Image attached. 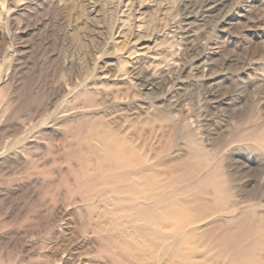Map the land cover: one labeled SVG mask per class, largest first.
<instances>
[{"label": "rangeland", "instance_id": "rangeland-1", "mask_svg": "<svg viewBox=\"0 0 264 264\" xmlns=\"http://www.w3.org/2000/svg\"><path fill=\"white\" fill-rule=\"evenodd\" d=\"M204 1L0 0V264H264V0ZM105 129L184 247L113 201L143 175L88 166Z\"/></svg>", "mask_w": 264, "mask_h": 264}, {"label": "bare ground", "instance_id": "bare-ground-1", "mask_svg": "<svg viewBox=\"0 0 264 264\" xmlns=\"http://www.w3.org/2000/svg\"><path fill=\"white\" fill-rule=\"evenodd\" d=\"M225 0H205L204 3H203V11L202 13L199 15V18H206L204 16H207L205 14H208L210 11H214L216 10L219 6H221L223 4ZM224 5V4H223ZM211 13V12H210ZM191 16V15H190ZM209 16V15H208ZM189 17V16H188ZM190 18V17H189ZM204 21V20H203ZM154 84V83H153ZM153 84L152 83H149L147 84L146 87H153ZM97 125V124H96ZM92 126V125H91ZM95 127V126H94ZM96 129V128H95ZM94 129V130H95ZM99 130V128H98ZM93 132V130L91 131L90 130V133ZM98 134V133H97ZM97 138V142H98V145L96 147H93V154H90L93 159L91 161L88 162V166H92L93 169H97V177H99L100 179H104V182H106L105 180H113V181H117V182H120L122 183L121 181L119 180H116L118 175H120L121 173L123 172H127V173H139V177H142L139 178L138 182L135 181V182H130V183H126L125 185V188L124 187H116L114 185H110L108 186L109 187V190L113 192V198L114 199L113 201L115 202L116 201H119L118 204L120 205H124L126 204L127 202H130V203H133L131 205V209L133 211H135L136 214L142 216L143 218L145 217L146 220H147V223L149 225V228L150 229V233L153 234V236L156 234L157 230H155V227L152 228L153 224H158V223H164L165 226L168 225V226H174V232H167V233H163V237H166V240L162 241V244H165L167 243L168 241L172 240L174 237H176L177 239L178 238H181V246L179 247H184V245H186V240L187 239H190L189 237L191 236L192 232H194V230H191L192 232H187V231H184L183 230V226L180 227V224H181V221H177V217H175L174 215L176 214V212L173 211L174 207H175V204L173 202L172 199L171 201H173L172 203L171 202H166V200L168 201L167 198V195L165 194L164 190L162 192V194L160 193V189L158 190L155 185L157 184V181L158 179L156 178V175L153 174V175H144V172H143V169L145 168L146 166V163H145V160L139 155L138 151H136L135 147L134 146H131L129 145L123 138L121 137H118L116 136L115 134H113L112 132H110L108 129H105L102 133L100 132L99 133V136H96ZM134 143V142H133ZM198 145V144H196ZM195 146V145H194ZM194 148H197V147H194ZM196 150V149H195ZM200 151V150H199ZM195 152V151H193ZM196 154H198L197 152H195ZM203 155V153H202ZM198 156H201V155H198ZM205 157V156H204ZM204 159V158H203ZM199 161V159H198ZM201 161V160H200ZM194 162V161H193ZM192 162V163H193ZM196 162V160H195ZM202 162V161H201ZM160 162L158 161V164ZM157 164V163H156ZM157 164V165H158ZM190 164V163H189ZM196 165V164H194ZM193 166V165H192ZM200 166V165H199ZM155 168V166H153ZM206 167V166H205ZM193 169V167H192ZM194 169H195V166H194ZM203 169V168H201ZM151 171H154V169H150ZM214 170V169H213ZM206 171V170H204ZM102 172V174H101ZM162 172V171H161ZM160 172V173H161ZM193 173V172H191ZM152 174V173H150ZM157 174V173H156ZM95 176V175H94ZM213 176V175H212ZM209 177V176H208ZM161 179V178H160ZM195 179V178H194ZM217 179V178H216ZM133 180V179H132ZM162 180V179H161ZM173 180V179H172ZM216 181V180H215ZM126 182V181H125ZM148 182H151L149 183L148 185H146V183ZM202 182V181H201ZM204 182V181H203ZM207 182V181H206ZM211 182V181H210ZM209 182V185L211 184ZM220 182V181H219ZM83 183H84V179H83ZM94 182L91 181V184L89 185V188L91 189V186L92 188L94 187L93 184ZM166 183V182H165ZM208 183V182H207ZM81 184V183H80ZM186 184V183H185ZM219 184V183H218ZM220 184H222L220 182ZM79 185V184H78ZM84 185V184H83ZM158 186V185H157ZM198 188H199V185H196ZM207 186V185H206ZM224 186V185H223ZM164 187V186H163ZM217 187V186H216ZM207 188V187H206ZM222 188V187H221ZM225 188V187H224ZM222 188V189H224ZM85 189V188H84ZM200 189V188H199ZM198 189V190H199ZM81 190V189H80ZM175 190V189H174ZM190 190V189H188ZM187 190V191H188ZM219 190V189H218ZM200 191V190H199ZM209 191V190H208ZM186 192V191H185ZM196 192V191H195ZM203 192V191H201ZM225 192V191H224ZM86 193V192H85ZM181 193V192H180ZM178 193V194H180ZM188 193V192H187ZM206 193V192H204ZM170 194V193H168ZM177 194V197H180L179 195ZM196 194V193H195ZM207 194V193H206ZM210 194V193H209ZM197 195H198V192H197ZM201 195V194H200ZM109 196H111L109 194ZM171 196V194H170ZM174 197V196H172ZM198 197V196H196ZM201 197V196H200ZM208 197V196H207ZM184 198V197H183ZM199 198V197H198ZM204 198V197H203ZM186 198H184L185 200ZM89 199H87L86 197H83V199L81 200L83 203L84 202H87ZM139 200L141 201H144L145 203H147L148 205H140V202ZM182 200V199H181ZM187 200V199H186ZM190 200V199H189ZM188 200V201H189ZM200 200V199H199ZM163 201H165L167 204V206L165 205V210L157 215L158 213L155 211V209L158 206V204L162 203ZM170 201V200H169ZM177 201V199H176ZM108 202V200H107ZM183 202V201H182ZM186 202V201H185ZM110 203V202H109ZM116 203V202H115ZM165 203V204H166ZM199 203V202H198ZM206 203V202H205ZM103 205V204H102ZM109 205V204H108ZM112 205V204H111ZM186 205V204H185ZM189 205V204H188ZM201 205V204H199ZM226 205V204H225ZM90 206V205H89ZM180 206V204H179ZM190 206V205H189ZM198 206V205H196ZM204 206V204H203ZM227 206V205H226ZM195 207V206H193ZM197 208V207H196ZM202 208V207H201ZM200 208V209H201ZM176 209V208H175ZM206 209V208H205ZM180 210V209H179ZM184 210V209H183ZM197 210V209H195ZM231 210V209H230ZM181 211V210H180ZM186 211V209H185ZM184 211V212H185ZM190 211V209L188 210ZM187 211V212H188ZM197 211H200V210H197ZM196 211V212H197ZM203 211V210H202ZM234 211V210H232ZM183 212V211H182ZM207 212V211H206ZM223 212V211H222ZM226 212V211H225ZM157 213V214H156ZM179 213V212H178ZM181 213V212H180ZM190 214V212H188ZM192 213V212H191ZM235 213V212H234ZM232 213V214H234ZM202 214V213H201ZM209 214V213H207ZM220 214V213H219ZM203 215V214H202ZM231 215V213H230ZM179 216H182V215H179ZM185 216V215H184ZM201 216V215H200ZM211 216V215H209ZM214 216V215H213ZM196 217V215H195ZM234 217V216H233ZM182 219V217H180ZM179 218V219H180ZM190 219V217H188ZM201 218V217H200ZM233 219V218H232ZM231 219V220H232ZM252 219V217H251ZM196 220V219H195ZM195 220H192L195 221ZM230 220V221H231ZM190 221V224L192 225L191 223V219L189 220ZM188 221V222H189ZM227 221V220H226ZM183 223V222H182ZM200 223V222H199ZM250 223V222H249ZM145 224V222H144ZM163 224V225H164ZM194 224V223H193ZM231 224V222H230ZM233 224V223H232ZM251 224V223H250ZM189 225V224H187ZM141 226V224L139 225ZM248 226V225H247ZM259 226V225H258ZM262 226V224H261ZM145 227V225H144ZM160 227H161V224H160ZM231 227V226H230ZM234 227V225H233ZM236 227V226H235ZM241 227V225H240ZM244 227V226H243ZM246 227V226H245ZM263 227V226H262ZM199 228V227H198ZM224 228V227H223ZM256 228V226H255ZM144 228H142L143 230ZM157 229V228H156ZM179 229L180 232H175V230ZM241 229V228H240ZM243 229V228H242ZM245 229V228H244ZM243 229V230H244ZM147 230V229H145ZM159 230V229H158ZM226 230V228H225ZM238 230V228L236 229ZM249 230V229H248ZM223 231V230H222ZM255 231V230H254ZM264 231V230H263ZM262 231V234L264 233ZM160 232V231H159ZM218 232V231H217ZM221 232V231H220ZM241 232V231H240ZM248 232V231H247ZM149 233V232H147ZM199 233V232H198ZM233 232H227V238L229 239H232L234 240L236 236L233 237L232 235ZM236 233V232H235ZM160 234V233H159ZM157 234V235H159ZM224 234V233H223ZM257 234V233H256ZM146 235V233H145ZM156 235V236H157ZM236 235V234H235ZM238 235V234H237ZM241 235V234H240ZM239 235V236H240ZM245 235V234H244ZM248 235V234H247ZM246 235V236H247ZM147 236V235H146ZM150 236V235H149ZM161 236V235H160ZM245 236V237H246ZM148 237V236H147ZM242 237V236H241ZM244 237V238H245ZM222 238V236H221ZM220 238V239H221ZM243 238V239H244ZM228 239V240H229ZM248 239V237H247ZM250 239V238H249ZM218 240V239H217ZM227 239H225L226 241ZM239 240V239H238ZM242 240V239H241ZM223 241V240H222ZM221 241V243H222ZM237 241V240H236ZM258 241V240H257ZM263 241V239H262ZM155 242V241H154ZM243 242V241H242ZM249 242V241H248ZM226 243V242H224ZM238 243V242H237ZM254 243V241H253ZM257 243V242H256ZM255 243V245H256ZM259 243H261L259 241ZM157 244V243H156ZM161 244V243H160ZM161 244V245H162ZM218 244V243H217ZM228 244V243H226ZM234 244V243H233ZM215 245V244H213ZM212 245V246H213ZM244 245V244H243ZM246 245V244H245ZM260 245V244H259ZM264 245V244H262ZM223 246V245H222ZM228 246V245H227ZM230 246V245H229ZM235 246V244H234ZM240 246V245H239ZM257 246V245H256ZM261 246V245H260ZM238 247V246H237ZM259 247V246H257ZM264 246H262L263 248ZM225 248V247H224ZM227 248V247H226ZM225 248V249H226ZM236 249V247H233ZM242 248V247H241ZM253 248V246H252ZM256 248V247H255ZM179 249V248H178ZM264 249V248H263ZM230 250V249H229ZM261 250V249H260ZM225 251V250H224ZM223 251V252H224ZM239 250H235V251H232L233 253H236L238 254L240 257V253L238 252ZM227 252V250H226ZM244 253V251H242ZM241 252V253H242ZM254 252V251H253ZM255 253V252H254ZM257 253V251H256ZM261 253V252H260ZM258 254V253H257ZM247 255V254H246ZM254 254H252L253 256ZM245 256V255H244ZM261 256V255H260ZM228 257V256H227ZM233 257V256H232ZM237 257V258H238ZM242 257V256H241ZM255 257V256H254ZM246 258V257H245ZM244 258V259H245ZM228 259V258H227ZM248 259V257H247ZM259 259V258H258ZM233 261H234V257H233ZM243 262V261H242ZM260 262V261H259ZM230 263V262H229ZM240 263V262H239ZM238 263V264H239ZM247 264V263H246ZM256 264V263H255ZM262 264V263H261Z\"/></svg>", "mask_w": 264, "mask_h": 264}]
</instances>
